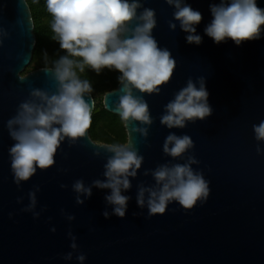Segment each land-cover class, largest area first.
Wrapping results in <instances>:
<instances>
[{
    "label": "water",
    "instance_id": "1",
    "mask_svg": "<svg viewBox=\"0 0 264 264\" xmlns=\"http://www.w3.org/2000/svg\"><path fill=\"white\" fill-rule=\"evenodd\" d=\"M140 2L138 13L143 8L155 11L152 35L161 49L171 52L176 68L159 94L133 90L148 103L153 123L125 125L128 140L131 137L144 159L137 176L129 177L131 188L122 190L130 199L120 218L105 200L110 189L92 187L90 198L72 189L78 179L85 187L106 179L104 165L111 154L99 145L110 143L97 142L89 130L75 144L62 142L53 167L37 169L28 181L15 183L9 155L15 141L7 122L22 102L41 103L30 95L33 89L51 94L57 83L43 72L45 67L23 74L37 42L33 15L27 0H0V264H81L79 254L86 257L82 264H264V141H257L253 130L264 121V31L259 39L240 45L230 39L217 44L205 28L213 19L210 5L220 0H181L182 6L190 5L203 17L195 26L202 43L189 44L188 33L174 19V6L166 0ZM257 5L264 9V0H257ZM169 22L176 25L174 30ZM189 78L197 87L203 78L212 114L169 129L160 118ZM121 88L119 82L104 97V107L115 114ZM85 99L91 103L94 97L91 93ZM133 127H148L147 138L132 132ZM169 133L189 135L194 147L181 158L167 156L163 143ZM189 155L199 161L193 169L209 183L207 200L191 210L172 202L165 214L148 216L147 203L143 208L137 204L139 186L154 187L151 170L165 163H186ZM30 192L36 203L25 211ZM77 195L83 204L76 203ZM69 232L76 237L75 251ZM69 252L72 259H64Z\"/></svg>",
    "mask_w": 264,
    "mask_h": 264
},
{
    "label": "clouds",
    "instance_id": "2",
    "mask_svg": "<svg viewBox=\"0 0 264 264\" xmlns=\"http://www.w3.org/2000/svg\"><path fill=\"white\" fill-rule=\"evenodd\" d=\"M46 3L53 18V39L66 55L60 56L53 67L43 69L56 81V92L49 94L46 90L33 89L30 95L41 103L22 102L17 114L7 122L10 137L15 141L9 155L18 186L35 175L37 169L45 171L53 167L57 152L66 139L72 145L87 136L95 100L89 103L85 99L91 96L93 87L89 79H82L78 73H85L86 68L97 75L104 69L118 71L122 94L115 112L127 127L133 122L150 126L153 119L149 105L142 95H134L133 90L147 95L159 94L161 87L171 81L176 68L171 52L161 49L152 35L157 24L155 11L143 8L138 13L142 8L140 0H46ZM166 3L175 7L173 16L180 22V28L188 33L187 43L201 44L202 37L196 34L195 26L201 23L202 14L188 4L182 6L181 0H166ZM210 11L213 19L206 26L205 34L217 44L230 39L240 45L259 39L264 31V9L258 7L257 0H220L210 5ZM169 27L174 30L176 25L169 22ZM208 96L203 78L199 79V87L189 78L186 87L166 104L160 123L172 129L184 128L188 121L204 120L212 114ZM253 130L255 139L264 141V121L253 125ZM131 131L145 138L148 136V127H133ZM193 147L189 135L169 133L163 143V152L176 159ZM99 148L111 154L104 165L106 179L93 180L89 187L78 179L72 189L89 198L92 187L110 189L111 194L106 195L105 200L114 206L116 216L124 218L130 197L123 195L122 190L131 188L129 177L137 176L144 158L131 137L124 144L99 145ZM257 152H261L259 146ZM94 154L99 156L100 152ZM198 163L195 156L189 155L186 163H165L151 170L155 186H139L137 204L143 208L147 203L148 216L151 217L165 214L172 202H177L185 210H191L198 202H205L210 192L209 183L201 172L193 169L192 165ZM148 174L149 170H145L144 175ZM29 197L31 203L25 211L31 210L36 203L34 192H30ZM76 203H84L80 195L76 196ZM102 214L109 218L107 210ZM38 215L35 214L34 218ZM51 231L55 232V228ZM68 235L73 241L70 247L77 250L76 237L71 232ZM72 256L73 253L69 252L64 259L71 260ZM77 259L82 264L86 257L79 254Z\"/></svg>",
    "mask_w": 264,
    "mask_h": 264
},
{
    "label": "trees",
    "instance_id": "3",
    "mask_svg": "<svg viewBox=\"0 0 264 264\" xmlns=\"http://www.w3.org/2000/svg\"><path fill=\"white\" fill-rule=\"evenodd\" d=\"M27 1L33 15L35 25L34 31L37 37L31 61V64H34V66L31 70L45 66L53 67L54 62L58 60L60 56L66 55V53L60 49L59 43L53 39L54 33L51 31V22L53 18L47 11L46 0ZM78 74L82 79H89L91 83L93 79L91 69L86 68L85 73ZM119 76L120 73L113 70L108 74L106 79L98 80V86L103 88L111 87V89H115L119 83ZM92 87L93 91L96 90V87ZM94 100L95 108L92 113L91 127L89 128L91 137L94 140L104 141L111 144H121L124 141L127 142L128 136L126 128L119 115L108 111L102 103H97L95 97ZM98 108L100 109L96 111Z\"/></svg>",
    "mask_w": 264,
    "mask_h": 264
},
{
    "label": "rangeland",
    "instance_id": "4",
    "mask_svg": "<svg viewBox=\"0 0 264 264\" xmlns=\"http://www.w3.org/2000/svg\"><path fill=\"white\" fill-rule=\"evenodd\" d=\"M33 66H34V64H31L30 63L26 67V69L23 71V74L28 73L29 71H32L31 69H32ZM111 71H113V70L104 69V70H102V72L99 75H97L94 71L91 70V75L93 76V79L91 81V84H92V86L96 87L95 88L96 90L93 91L92 95L95 97L96 102L99 103V104L102 103L104 105V97H105V94L108 91L113 90V89H111V87H105V88L99 87L98 86V83H99L98 80H104V79H106V77L108 76L109 73H111ZM99 109L100 108H98L96 111H98ZM124 126H125V124H124ZM127 140H128V138H127ZM97 142L107 143V142H104V141H97ZM124 143H126V142L124 141L121 144H124Z\"/></svg>",
    "mask_w": 264,
    "mask_h": 264
}]
</instances>
